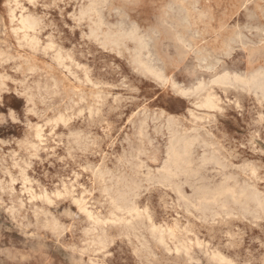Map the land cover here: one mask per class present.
Wrapping results in <instances>:
<instances>
[{
    "label": "rangeland",
    "instance_id": "rangeland-1",
    "mask_svg": "<svg viewBox=\"0 0 264 264\" xmlns=\"http://www.w3.org/2000/svg\"><path fill=\"white\" fill-rule=\"evenodd\" d=\"M0 264H264V0H0Z\"/></svg>",
    "mask_w": 264,
    "mask_h": 264
},
{
    "label": "bare ground",
    "instance_id": "bare-ground-1",
    "mask_svg": "<svg viewBox=\"0 0 264 264\" xmlns=\"http://www.w3.org/2000/svg\"><path fill=\"white\" fill-rule=\"evenodd\" d=\"M31 1V0H30ZM15 6V5H14ZM32 7V6H31ZM17 10V9H16ZM97 11V10H96ZM10 12V11H9ZM179 13V12H178ZM13 14H14V12H13ZM12 16V15H11ZM23 16V15H22ZM97 17L99 18V24H101V20H100V16H99V14H97ZM182 17H185L184 15H182ZM20 23H18V24H20V29H23L24 30V32L26 33L27 31H29V30H33L34 29V26H35V22L32 20V18H30V17H21L20 19ZM183 20H185V18H183ZM77 22V21H76ZM99 26V25H98ZM119 27V26H118ZM123 27V26H122ZM19 29V28H18ZM19 29V31H21ZM123 31V30H122ZM13 32V31H12ZM87 32V31H86ZM88 33V32H87ZM121 33V32H120ZM125 33V32H124ZM123 33V34H124ZM91 34V33H90ZM92 34H93V32H92ZM96 34V33H95ZM123 34H111V33H107L106 35H105V40H107V41H109V42H114V43H119L120 42V40L125 36V34L123 35ZM130 34H135V32L134 31H131L130 32ZM25 35V34H24ZM136 35V34H135ZM44 39V38H43ZM180 41L182 40L181 38H178ZM182 42L184 43V41L182 40ZM260 44V43H259ZM188 45V44H187ZM189 46V45H188ZM105 47V46H104ZM57 52V51H56ZM58 56V55H57ZM60 56V55H59ZM58 56V57H59ZM139 61H140V63H142L143 65H144V67H145V69L144 70H147V72H150V73H153V74H156L157 73V71H156V69H155V67L153 66V65H151V64H148L147 62H145V61H143L141 58H139ZM61 62V61H60ZM58 65V64H57ZM60 65V64H59ZM76 65V64H75ZM67 67V66H66ZM69 68V67H68ZM76 68V67H75ZM33 69V68H32ZM32 71V70H31ZM258 73V72H257ZM31 74V73H30ZM158 74V73H157ZM156 74V75H157ZM68 75V74H67ZM154 76V75H153ZM224 77H226L225 75H223ZM6 77V76H5ZM161 77V76H160ZM216 77V76H215ZM259 77H261V76H259ZM220 78V77H219ZM251 78V77H250ZM248 81H250V80H248ZM261 81V80H260ZM8 82V81H7ZM258 82V81H257ZM247 83V82H246ZM11 84V83H10ZM166 84V83H165ZM245 84V83H244ZM260 85V84H259ZM14 88V87H13ZM207 88V87H206ZM204 89V85H202L201 83L198 85V86H196L195 88H193L192 89V91L193 92H197V93H199L200 91H202ZM259 89V88H258ZM207 91V92H206ZM205 92V94H204V96H203V98H202V101H200V102H202L203 104L202 105H207V107L208 106H211L212 107V105L214 104L213 102H214V100H213V98H212V93L210 92V91H208V90H206ZM6 92V91H5ZM222 92V91H221ZM13 93V92H12ZM222 94V93H221ZM92 97H94V96H92ZM201 100V99H200ZM218 102V101H217ZM213 106H215V105H213ZM198 107V106H197ZM210 107V108H211ZM195 108H196V105H195ZM200 109V108H199ZM29 110V109H28ZM80 112V111H79ZM87 113V112H86ZM8 114V113H7ZM46 114V113H45ZM82 114V113H81ZM188 114V113H187ZM57 116H59V115H57ZM56 116V117H57ZM10 118V117H9ZM59 118V117H58ZM66 119V118H65ZM49 121V120H48ZM57 121V120H56ZM125 121V120H124ZM66 122V121H65ZM46 123V122H45ZM54 123V122H53ZM66 124V123H65ZM38 127V126H37ZM131 127V126H130ZM200 127V126H199ZM40 129H42V128H40ZM36 134H38V133H36ZM139 135V134H138ZM88 136V135H87ZM141 137V136H140ZM173 137V136H172ZM184 138V137H183ZM36 139V138H35ZM177 139V138H176ZM192 140V139H191ZM141 141V140H140ZM175 142H176V140H175ZM194 142V141H193ZM170 143V142H169ZM149 144V143H148ZM178 145V146H177ZM175 144V145H171V147H170V149L168 150V157H169V159H168V166L170 167V166H174V167H176L177 168V170H178V168L180 169V168H183V167H185V165L187 164V160H186V156L187 155H189V153H190V149H191V145H192V142L189 140V139H187V138H184V139H181V140H178V144ZM177 146V147H176ZM52 148V147H51ZM15 154V153H14ZM210 159V158H209ZM209 161V160H208ZM200 162V161H199ZM98 164V163H97ZM162 165V164H161ZM165 165V164H164ZM187 166V165H186ZM174 167H173V170H174ZM163 169V168H162ZM161 169V170H162ZM138 170V169H137ZM165 169H163L162 171H164ZM172 170V171H173ZM181 171V170H180ZM251 171V170H250ZM171 172V171H170ZM135 173V172H134ZM140 173V172H139ZM164 173H166V172H164ZM167 173H169V172H167ZM174 173H175V171H174ZM172 174H173V172H172ZM171 174V175H172ZM133 175V174H132ZM140 175V174H139ZM175 175V174H174ZM144 176V175H143ZM169 176V175H168ZM147 177V176H146ZM24 179V178H23ZM122 179V178H121ZM22 180V179H21ZM119 180V179H118ZM167 180V179H166ZM173 180V179H172ZM27 181V180H26ZM74 181V180H73ZM102 181V180H101ZM163 181V180H162ZM260 181V180H259ZM11 182V181H10ZM119 182H121V181H119ZM168 183V182H167ZM175 183V182H174ZM55 184V183H54ZM116 184H117V182H116ZM170 184V183H169ZM120 185V184H119ZM134 185L135 184H133V182H132V180H130V179H128V178H124L123 180H122V182H121V189H120V192L118 193V196H117V200L119 201V204H120V206H119V209H120V211H122L123 210V212H125L126 214L128 213L129 215L128 216H130L129 218L131 219V216H133V214L136 212L137 213V211H139V209L137 210V208H135V207H133V206H128V201L129 202H131V200H129V198H128V196H129V194H132V192H133V189H134ZM136 185H137V183H136ZM183 185V184H182ZM62 186H63V184H62ZM99 186V185H98ZM220 186H222V185H220ZM116 187V186H115ZM202 187V186H201ZM138 188V187H137ZM230 188V187H229ZM26 189V188H25ZM114 189V188H113ZM226 189H228V187L226 188ZM28 190V189H27ZM71 190H73L72 188H71ZM103 190V189H102ZM176 191V190H175ZM197 191V190H196ZM230 190H228V193H232L233 191H231V192H229ZM25 192V191H24ZM57 192V191H56ZM86 192V191H85ZM112 192V191H111ZM110 192V193H111ZM220 194H223V193H225V188L224 189H221L220 191ZM216 193V192H215ZM227 193V192H226ZM256 193V192H255ZM88 194V193H87ZM105 194V193H104ZM205 194V193H204ZM234 194V193H233ZM34 195V194H33ZM44 195V194H43ZM81 195V194H80ZM114 195V194H113ZM147 195V194H146ZM206 195V194H205ZM215 195H217V193L215 194ZM241 195V194H240ZM65 196V195H64ZM116 196V195H115ZM114 196V197H115ZM200 196H201V194H200ZM220 196V195H219ZM252 196V195H251ZM255 195H253V197H254ZM257 196V195H256ZM26 197V196H25ZM105 197V196H104ZM103 197V198H104ZM130 197V196H129ZM134 197V196H133ZM181 197V196H180ZM249 197V196H248ZM41 198V197H40ZM44 198H45V196H44ZM47 198V197H46ZM58 198V197H57ZM204 198H205V196H204ZM211 198V197H210ZM217 198H219V197H217ZM252 198V197H251ZM250 198V199H251ZM258 198V197H257ZM257 198H256V200H257ZM38 199V198H37ZM111 199V198H110ZM112 199H114L115 200V198H112ZM184 199V198H183ZM232 199V198H231ZM249 199V200H250ZM262 199V198H261ZM86 200V199H85ZM132 200H133V198H132ZM185 200V199H184ZM187 200V199H186ZM202 200V199H201ZM207 200V199H206ZM255 200V199H254ZM259 200V199H258ZM257 200V201H258ZM72 201V200H71ZM78 201V200H77ZM197 201V200H196ZM198 201H200V200H198ZM209 201V200H208ZM212 201V200H211ZM234 201V200H233ZM47 202V201H46ZM84 202V201H83ZM206 202V201H205ZM28 203V202H27ZM49 203V202H48ZM47 203V204H48ZM85 203V202H84ZM117 203V202H116ZM132 203V202H131ZM196 203V202H195ZM232 203V202H231ZM258 203V205H259V203H260V201L259 202H257ZM46 204V205H47ZM73 204H74V202H73ZM111 204H112V202H111ZM144 204V203H143ZM202 204V203H201ZM261 204V203H260ZM83 205V204H82ZM130 205H132V204H130ZM262 205H263V203H262ZM11 206V205H10ZM40 206V205H39ZM77 206V205H76ZM116 206V205H115ZM199 206V205H198ZM246 206V205H245ZM78 207V206H77ZM118 207V206H117ZM117 207H116V210H117ZM193 207V206H192ZM263 207V206H262ZM33 208V207H32ZM115 207L113 206V209H114ZM185 208V207H184ZM79 209V208H78ZM82 209V211H83V208H81ZM122 209V210H121ZM85 210V209H84ZM198 210V209H197ZM231 210V209H230ZM30 211V210H29ZM85 211H87V210H85ZM84 211V212H85ZM90 211V210H89ZM145 211V210H144ZM208 211V210H207ZM212 211V210H211ZM38 212V211H37ZM115 212H117V211H115ZM140 212V211H139ZM138 212V213H139ZM185 212V211H184ZM198 212V211H197ZM17 213V212H16ZM41 213V212H40ZM122 212H120V214H121ZM146 213V212H145ZM188 213V212H187ZM210 213V212H209ZM250 213V212H249ZM87 214H89L88 212H87ZM110 214V213H109ZM113 213H111V215L110 216H114V218L116 219L117 218V221H121V219L124 217H120V216H115V214H113ZM217 214V213H216ZM231 214V213H230ZM90 215V214H89ZM89 215H88V217H89ZM136 215V214H135ZM134 215V216H135ZM142 215V214H141ZM214 215V214H213ZM44 216V215H43ZM109 216V215H108ZM109 216V217H110ZM127 216V215H126ZM139 215H137L136 217H138ZM174 216V215H173ZM192 216V215H191ZM230 216H232V215H230ZM108 217V218H109ZM142 217V216H141ZM147 217V216H146ZM198 217V216H197ZM214 217V216H213ZM87 218V217H86ZM94 218V217H93ZM96 219H98V218H96ZM127 219V218H126ZM206 219V218H205ZM48 220V219H47ZM111 220V219H110ZM148 220V219H147ZM245 220V219H244ZM254 220V219H253ZM257 220V219H256ZM94 221H96L97 222V220H94ZM105 221V220H104ZM104 221H101V222H104ZM111 221H114V219L113 220H111ZM110 221V222H111ZM122 221H124V218H123V220ZM126 221V220H125ZM129 221V220H128ZM12 222V221H11ZM93 222V221H92ZM99 222V221H98ZM115 222H116V220H115ZM186 222V221H185ZM54 223V222H53ZM95 223V222H94ZM124 223V222H123ZM209 223V222H208ZM97 224V223H96ZM117 224V223H116ZM126 224V223H125ZM28 225V224H27ZM141 226V225H140ZM62 227V226H61ZM41 228V227H40ZM153 228H154V226H153ZM89 230V229H88ZM85 231V230H84ZM135 231V230H134ZM153 231V230H152ZM155 231H157L156 229H155ZM160 231V238H162V234L163 233H165V231H163V230H159ZM49 232V231H48ZM51 232V231H50ZM89 232V231H88ZM94 232V231H93ZM96 232V231H95ZM39 233V232H38ZM152 233V232H151ZM128 234V233H127ZM168 234L169 235H172L173 234V232L171 231V230H169L168 229ZM180 234V233H179ZM227 235V234H226ZM100 236V235H99ZM185 236V235H184ZM96 238H98L97 236H95ZM103 238V237H102ZM195 238V237H194ZM95 239V238H94ZM104 239V238H103ZM163 239V238H162ZM97 240V239H96ZM99 240H100V238H99ZM102 240V239H101ZM186 240V239H185ZM88 241V240H87ZM93 241V240H92ZM93 242H95V240L93 241ZM93 242H92V244H93ZM103 242V241H102ZM105 242V241H104ZM191 242V241H190ZM190 242H189V244H190ZM98 243V242H97ZM101 243V242H100ZM100 243H98V244H100ZM163 243V242H162ZM183 243V242H182ZM166 244V243H165ZM176 244H177V242H176ZM175 244V245H176ZM197 244V243H196ZM202 244V243H201ZM211 244V243H210ZM179 245V244H178ZM142 246V245H141ZM166 246V245H165ZM173 246V245H172ZM181 246V245H180ZM145 247V246H144ZM176 247V246H175ZM189 247V246H188ZM199 247H201V246H199ZM145 249V248H144ZM174 249V248H173ZM182 249V248H181ZM206 249V248H205ZM100 250V249H99ZM95 252H97V250L95 251ZM172 252H174V251H172ZM169 253V252H168ZM176 253V252H175ZM184 253V252H183ZM214 254H215V252H214ZM186 256V255H185ZM189 256V255H188ZM187 256V257H188ZM218 256V255H217ZM212 257V256H211ZM215 258V257H214ZM216 258H218V257H216ZM210 260V259H209ZM215 260V259H214ZM219 260V259H218ZM227 260V259H226ZM223 261V260H222ZM221 261V262H222ZM195 262V261H194ZM229 262V261H228Z\"/></svg>",
    "mask_w": 264,
    "mask_h": 264
}]
</instances>
